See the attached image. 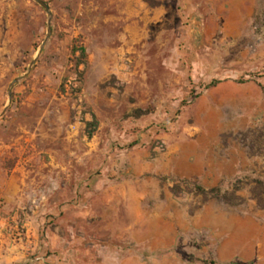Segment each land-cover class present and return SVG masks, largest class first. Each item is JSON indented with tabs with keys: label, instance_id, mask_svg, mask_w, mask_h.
<instances>
[{
	"label": "rangeland",
	"instance_id": "374dc122",
	"mask_svg": "<svg viewBox=\"0 0 264 264\" xmlns=\"http://www.w3.org/2000/svg\"><path fill=\"white\" fill-rule=\"evenodd\" d=\"M43 1L38 54L45 10L0 0L9 264H264V0Z\"/></svg>",
	"mask_w": 264,
	"mask_h": 264
},
{
	"label": "trees",
	"instance_id": "16d2710c",
	"mask_svg": "<svg viewBox=\"0 0 264 264\" xmlns=\"http://www.w3.org/2000/svg\"><path fill=\"white\" fill-rule=\"evenodd\" d=\"M72 54L73 55H72L71 61L73 62V64H72L73 75H74L75 81L78 83V87L75 88V91L78 92L80 89L79 85L81 84V81L83 79V74H84V69H85V67L84 68H81V67L86 66V64H87L86 57L87 56H86L85 48L82 46L74 47L72 49ZM245 81H247V80H240L241 83H243ZM218 83H220V80H212L205 86V88L208 89V88L214 87ZM262 87H264V85ZM95 127L96 126H95L94 119H90V120H87L85 122L84 131L86 132V136L88 138L92 137V134H93ZM135 145H139V139L135 141ZM230 264H239V262L238 263L233 262ZM245 264H248V263H245Z\"/></svg>",
	"mask_w": 264,
	"mask_h": 264
},
{
	"label": "crops",
	"instance_id": "0c3cea01",
	"mask_svg": "<svg viewBox=\"0 0 264 264\" xmlns=\"http://www.w3.org/2000/svg\"><path fill=\"white\" fill-rule=\"evenodd\" d=\"M38 117L35 118L33 123H38ZM37 120V122H35ZM8 147V144L4 142L3 139L0 138V154L1 152H4V150ZM15 169L13 170H6L5 175H1L0 172V227L2 224V207H1V202H2V197L4 198H10L12 195L14 196L17 194V182L18 181H23V178H18V176L15 173ZM264 241V236L262 238V242ZM2 246V241L0 240V248ZM264 244L261 246L259 249L260 251H264L263 248ZM10 262V257L7 254H1L0 253V264H9Z\"/></svg>",
	"mask_w": 264,
	"mask_h": 264
},
{
	"label": "water",
	"instance_id": "95a60500",
	"mask_svg": "<svg viewBox=\"0 0 264 264\" xmlns=\"http://www.w3.org/2000/svg\"><path fill=\"white\" fill-rule=\"evenodd\" d=\"M37 4H39L46 12L47 16H48V23H47V33H46V38L45 40L42 42V44L39 47L38 50V54L42 51L43 47L45 46L46 42L48 41V39L50 38L51 34H52V26H51V19H52V12L50 7L48 6V4L46 2H44L43 0H34ZM34 64V60L33 62L30 64V66L27 69V72L18 78H15L9 85V89H8V97L9 100L11 99L12 96V87L17 84L22 78H24L30 71L31 67Z\"/></svg>",
	"mask_w": 264,
	"mask_h": 264
},
{
	"label": "built area",
	"instance_id": "2783aa9c",
	"mask_svg": "<svg viewBox=\"0 0 264 264\" xmlns=\"http://www.w3.org/2000/svg\"><path fill=\"white\" fill-rule=\"evenodd\" d=\"M76 123H80L79 117L76 118ZM76 123H75V124H76ZM75 124H74V125H75Z\"/></svg>",
	"mask_w": 264,
	"mask_h": 264
}]
</instances>
